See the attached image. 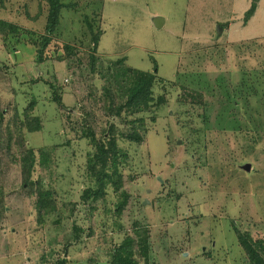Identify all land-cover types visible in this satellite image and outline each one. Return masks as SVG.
<instances>
[{"label": "rangeland", "instance_id": "rangeland-1", "mask_svg": "<svg viewBox=\"0 0 264 264\" xmlns=\"http://www.w3.org/2000/svg\"><path fill=\"white\" fill-rule=\"evenodd\" d=\"M0 1V19L21 29L15 38L0 35V264H111L134 225L149 243L139 264H248L235 228L264 254V0L246 24L251 0H63L67 8L40 63L46 5ZM85 16L100 32L96 55L155 68L153 97L165 98L138 116L141 144L118 141L128 152L119 191L108 186L86 203L80 196L90 186L93 150L79 135V118L87 110L101 121L105 103L103 82L87 69ZM182 87L202 91V105H181ZM54 92L72 112L57 108ZM27 110L41 129L25 135L22 128L23 145L53 148L48 165L32 171L39 189L20 176L16 127ZM38 191L53 206L42 220ZM121 191L129 199L117 215Z\"/></svg>", "mask_w": 264, "mask_h": 264}, {"label": "trees", "instance_id": "trees-1", "mask_svg": "<svg viewBox=\"0 0 264 264\" xmlns=\"http://www.w3.org/2000/svg\"><path fill=\"white\" fill-rule=\"evenodd\" d=\"M46 5V19L44 24V32L39 35V41L36 43V54L38 56L37 62L42 61V51L52 41V35L56 31L60 14L67 5L63 0H40ZM259 0H251L249 8L244 12L243 22L246 24L252 17L257 7ZM1 2V1H0ZM84 22L86 28L91 33L89 40V54L87 69L91 76L97 75L103 82L101 90V98L104 101V126L102 127V120L99 116L95 118V113L91 111H83L80 115L79 135L85 138L88 144L92 147L90 153L86 158L87 175L90 186L83 190L81 197L82 202L90 200L96 201L101 199L105 193V189L110 186L117 192L121 188L122 176L120 167L127 161L128 152L121 149L118 141H125L130 144H141L145 134L144 120L139 115L149 113L152 107L158 108L165 103V98L161 95L156 99L153 97V87L155 83L160 82L154 72L141 71L129 66H126L124 59L116 60H102L96 55V47L99 41L100 32H93L92 24L85 16ZM20 27L15 24L5 22L0 19V35L5 39L11 35L15 38L20 33ZM65 51L68 54L72 51L71 46L64 45ZM60 60V59H59ZM184 89V90H183ZM184 94L178 98L181 105H202L203 93L200 90L182 87ZM53 102L58 109L72 112L64 106L61 98L54 92ZM29 108V113L32 110L34 102ZM103 107V106H102ZM69 115V114H68ZM24 120H20L17 124V153L19 155L20 176L23 184L28 185V189L36 186L38 189L40 183L38 180H31V174L34 167H46L51 158V151L53 148H39L34 150L30 147H25L26 133L38 132L41 129V123L37 116H32L27 112L24 114ZM3 110L0 108V141L3 134ZM154 120V117H152ZM99 120L98 135L95 128V122ZM116 121V122H114ZM102 127V128H101ZM25 128V135L22 132ZM72 131L75 129L71 127ZM12 136L6 138L7 146L10 144ZM26 144V143H25ZM120 200L115 205L114 213L119 215L123 208L127 205L129 195L123 191L120 192ZM50 194L47 192L36 193V200L34 202L35 210L42 220L43 212L47 213L52 210ZM133 228L134 236H126L122 242L114 249L111 254V264H139L137 257L142 258L147 262L149 243L146 235V230ZM80 229L74 227V232H80ZM235 235L237 242L242 249L248 264H264V254L261 252L257 242H253L248 237L235 228ZM78 238V236H76ZM75 237V238H76ZM65 260L57 262V264H64Z\"/></svg>", "mask_w": 264, "mask_h": 264}, {"label": "water", "instance_id": "water-1", "mask_svg": "<svg viewBox=\"0 0 264 264\" xmlns=\"http://www.w3.org/2000/svg\"><path fill=\"white\" fill-rule=\"evenodd\" d=\"M245 169H246V170L248 169V165L245 166Z\"/></svg>", "mask_w": 264, "mask_h": 264}]
</instances>
